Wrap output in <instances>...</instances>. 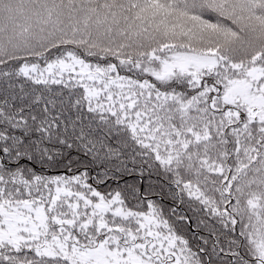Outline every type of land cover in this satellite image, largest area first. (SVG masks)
I'll use <instances>...</instances> for the list:
<instances>
[{"label":"snow or ice","instance_id":"obj_1","mask_svg":"<svg viewBox=\"0 0 264 264\" xmlns=\"http://www.w3.org/2000/svg\"><path fill=\"white\" fill-rule=\"evenodd\" d=\"M0 264H264V0H0Z\"/></svg>","mask_w":264,"mask_h":264}]
</instances>
